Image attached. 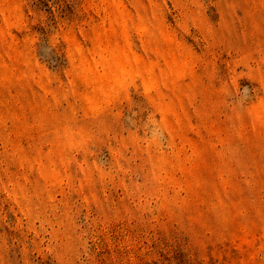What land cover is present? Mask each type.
I'll return each mask as SVG.
<instances>
[{
    "label": "rangeland",
    "instance_id": "rangeland-1",
    "mask_svg": "<svg viewBox=\"0 0 264 264\" xmlns=\"http://www.w3.org/2000/svg\"><path fill=\"white\" fill-rule=\"evenodd\" d=\"M0 264H264V0H0Z\"/></svg>",
    "mask_w": 264,
    "mask_h": 264
}]
</instances>
